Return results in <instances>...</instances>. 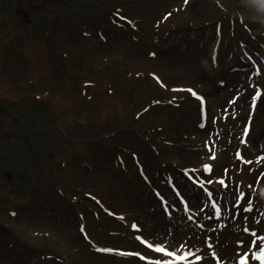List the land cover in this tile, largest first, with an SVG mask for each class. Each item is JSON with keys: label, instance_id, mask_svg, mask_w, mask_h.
<instances>
[{"label": "rangeland", "instance_id": "rangeland-1", "mask_svg": "<svg viewBox=\"0 0 264 264\" xmlns=\"http://www.w3.org/2000/svg\"><path fill=\"white\" fill-rule=\"evenodd\" d=\"M261 18L258 0H0V264H259Z\"/></svg>", "mask_w": 264, "mask_h": 264}, {"label": "snow or ice", "instance_id": "snow-or-ice-1", "mask_svg": "<svg viewBox=\"0 0 264 264\" xmlns=\"http://www.w3.org/2000/svg\"><path fill=\"white\" fill-rule=\"evenodd\" d=\"M185 2H187V0H185ZM258 2L264 4V0H258ZM189 91H191V90H189ZM192 94L193 95H196V93H194V92ZM260 96H261V93L260 92H257L256 93V97H260ZM232 102H234V101H232ZM253 107H255V98H254V101H253ZM250 126H251V120L249 121V125L246 126V128H245V136H247V134H248V128ZM212 158L214 159L215 156L213 155ZM206 167H208V166H206ZM209 170H210V168H209ZM223 183L224 182L221 181V184H223ZM213 207H216V205L213 204ZM249 210H251V209L250 208L249 209H246V211H249ZM216 214H217V216L220 215L219 208L216 209ZM247 230L248 229L246 228L245 231H247ZM253 235H255V233H253ZM260 241H261V247L259 248L258 253L254 254L252 258L255 259V260H257L259 262V264H264V237H261L260 238ZM255 244H256V241H253V245H255ZM209 247H211V245H209ZM156 250L157 251H162V249H159V248H157ZM169 255H171V253H169ZM213 256L214 257L216 256V254L214 252H213ZM180 259H186V258L185 257H181ZM199 259H200V257H197V260H199ZM217 264H220L219 259H217ZM239 264H249V257L247 255H245L244 257H242L240 259V261H239Z\"/></svg>", "mask_w": 264, "mask_h": 264}, {"label": "clouds", "instance_id": "clouds-1", "mask_svg": "<svg viewBox=\"0 0 264 264\" xmlns=\"http://www.w3.org/2000/svg\"><path fill=\"white\" fill-rule=\"evenodd\" d=\"M261 9L264 10V4L260 3ZM259 23L264 24V18L258 20Z\"/></svg>", "mask_w": 264, "mask_h": 264}, {"label": "trees", "instance_id": "trees-1", "mask_svg": "<svg viewBox=\"0 0 264 264\" xmlns=\"http://www.w3.org/2000/svg\"><path fill=\"white\" fill-rule=\"evenodd\" d=\"M150 156L153 158V155L152 154H150Z\"/></svg>", "mask_w": 264, "mask_h": 264}, {"label": "bare ground", "instance_id": "bare-ground-1", "mask_svg": "<svg viewBox=\"0 0 264 264\" xmlns=\"http://www.w3.org/2000/svg\"><path fill=\"white\" fill-rule=\"evenodd\" d=\"M0 30H1V27H0Z\"/></svg>", "mask_w": 264, "mask_h": 264}]
</instances>
